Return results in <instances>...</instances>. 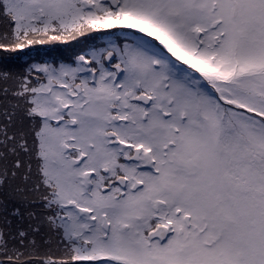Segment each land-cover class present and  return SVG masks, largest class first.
<instances>
[{
  "label": "snow or ice",
  "instance_id": "1",
  "mask_svg": "<svg viewBox=\"0 0 264 264\" xmlns=\"http://www.w3.org/2000/svg\"><path fill=\"white\" fill-rule=\"evenodd\" d=\"M0 264H264V0H0Z\"/></svg>",
  "mask_w": 264,
  "mask_h": 264
},
{
  "label": "rangeland",
  "instance_id": "2",
  "mask_svg": "<svg viewBox=\"0 0 264 264\" xmlns=\"http://www.w3.org/2000/svg\"><path fill=\"white\" fill-rule=\"evenodd\" d=\"M127 31H133V30H127ZM110 32H114V31L112 30ZM102 39H103L102 37H100L96 34H89L88 40L84 43L85 45H87V49H85V50H82L83 47L80 48V45H79V46H76V47H74L70 50H67V51H58L57 44L64 45L65 43L56 42L53 44H49L51 47H53L52 53H54V54L49 53L51 50L50 49L47 50L46 45H38L35 47L41 49V51H40L39 55H36L34 53L33 56L35 58H38V57L44 58L45 57V60H50V58H53L52 61L57 63V64L60 62L70 63V62H72V60L75 58L76 55L81 54L82 52L90 51L91 46H102ZM51 55H53V57H51ZM25 59H28V58L26 57ZM41 62L42 61H39V62L36 61L35 63H41Z\"/></svg>",
  "mask_w": 264,
  "mask_h": 264
},
{
  "label": "trees",
  "instance_id": "3",
  "mask_svg": "<svg viewBox=\"0 0 264 264\" xmlns=\"http://www.w3.org/2000/svg\"><path fill=\"white\" fill-rule=\"evenodd\" d=\"M113 31H116L115 29H112ZM112 30H106V31H112ZM79 42H77V41H69L67 44H64V45H62V44H57V49H58V51H67V50H70V49H72V48H74V47H76V46H79L80 45V48H82V50H85V49H87V45H85L84 43L88 40V38L86 39V38H84V37H80L79 39ZM84 46H83V45ZM46 47H47V50H51L49 53H51V54H54V53H52V48L53 47H51L50 45H46ZM46 50V51H47ZM50 56V55H49ZM51 57H53V55H51ZM50 60L52 61L53 60V58H50ZM39 62V61H42V62H44L45 61V57L44 58H42V57H38V58H35V59H33V60H29V62Z\"/></svg>",
  "mask_w": 264,
  "mask_h": 264
}]
</instances>
